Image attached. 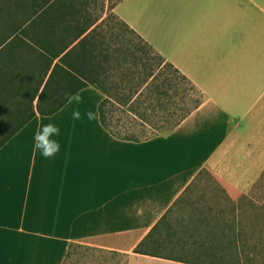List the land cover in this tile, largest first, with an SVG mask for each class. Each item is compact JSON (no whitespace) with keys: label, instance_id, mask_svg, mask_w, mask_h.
I'll return each instance as SVG.
<instances>
[{"label":"crops","instance_id":"obj_1","mask_svg":"<svg viewBox=\"0 0 264 264\" xmlns=\"http://www.w3.org/2000/svg\"><path fill=\"white\" fill-rule=\"evenodd\" d=\"M110 1L95 14L93 0H53V23L90 32L109 11L200 102L172 126L143 121L148 135L124 139L103 126L98 105L131 107L141 88L153 102L167 85L156 74L115 73L112 93L87 87L28 122L0 148V264H53V241L55 264L75 245L125 255L127 264H218L206 259L231 257L244 239L237 200L264 175V0ZM87 90L97 96L92 121L41 120ZM162 99L132 113L167 114Z\"/></svg>","mask_w":264,"mask_h":264},{"label":"trees","instance_id":"obj_2","mask_svg":"<svg viewBox=\"0 0 264 264\" xmlns=\"http://www.w3.org/2000/svg\"><path fill=\"white\" fill-rule=\"evenodd\" d=\"M52 5L53 0H0V148L33 118L56 114L87 87L113 92L108 86L114 84L116 57L105 47L106 32L77 25L58 29ZM128 70L124 76L136 74ZM108 102L98 105L99 119L119 136L108 118Z\"/></svg>","mask_w":264,"mask_h":264},{"label":"rangeland","instance_id":"obj_3","mask_svg":"<svg viewBox=\"0 0 264 264\" xmlns=\"http://www.w3.org/2000/svg\"><path fill=\"white\" fill-rule=\"evenodd\" d=\"M104 1L93 0L95 14L102 10ZM116 1L118 0H111L109 7L111 8ZM98 29L100 32H106L105 47L111 50L116 57V61L112 62V67L115 69L112 72L110 71L111 73L121 75L129 71L128 69H131L136 72L135 75L144 76L152 69L157 76L161 77L160 79H166L165 84L167 88L165 89V93L169 97V100H167V96L159 97L155 93V100L150 102L146 100L149 91L146 88H141V99L135 105L132 104L131 107L125 106L119 100H116L114 103L109 102L107 104V112L113 131L121 136L144 137L149 132L139 128V124L143 123V121L155 123V125L159 123L165 127H169L178 123L189 111L195 108L201 98L199 91L194 89L188 81L181 79L179 73L170 64L161 59L155 50L122 21L114 18V15L108 11L104 25L99 26ZM157 62H159V65L155 66L154 63ZM94 91L96 90H87L79 95L71 102L70 110L63 112L58 117L41 120L44 122L52 120L59 124H64L67 121H72L73 123L81 122L79 124H82L88 118L92 121L93 116H95L97 102L96 92ZM125 92L127 90L124 88L120 89L119 94L121 97ZM161 98H163L162 103L165 105V110L169 111L167 114H155L157 116L155 117L154 113L150 112L148 114L136 115V118L134 113H132L145 109L146 105L149 106L155 102L160 103ZM38 121L40 120H37L35 123H38ZM136 127L138 128L135 129ZM237 201H244L245 203L244 222L247 225L243 226L245 232L244 239L238 243H234L235 248L231 257L206 260L217 262L218 264H264V175L249 197H240ZM58 253L57 244L53 241V264L59 258ZM190 259L194 260L193 258ZM18 262L19 264H24L22 259L18 260ZM62 264H127V257L113 252L99 251L91 247L75 245L71 248L69 255Z\"/></svg>","mask_w":264,"mask_h":264}]
</instances>
